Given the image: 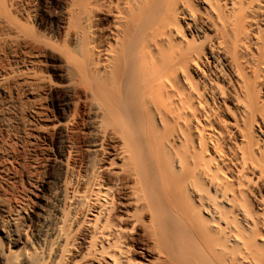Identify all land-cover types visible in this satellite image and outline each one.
I'll return each mask as SVG.
<instances>
[{"label":"bare ground","instance_id":"1","mask_svg":"<svg viewBox=\"0 0 264 264\" xmlns=\"http://www.w3.org/2000/svg\"><path fill=\"white\" fill-rule=\"evenodd\" d=\"M0 264H264V0H0Z\"/></svg>","mask_w":264,"mask_h":264}]
</instances>
